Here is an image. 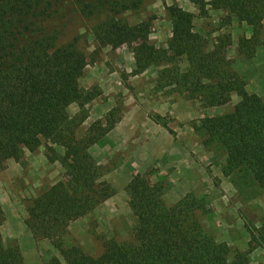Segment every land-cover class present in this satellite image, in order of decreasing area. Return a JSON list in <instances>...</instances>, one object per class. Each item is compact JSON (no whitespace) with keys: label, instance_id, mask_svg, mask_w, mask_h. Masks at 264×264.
<instances>
[{"label":"trees","instance_id":"obj_1","mask_svg":"<svg viewBox=\"0 0 264 264\" xmlns=\"http://www.w3.org/2000/svg\"><path fill=\"white\" fill-rule=\"evenodd\" d=\"M204 12L207 7L225 13L224 24H245L250 37L238 40L239 52L252 56L264 32V0H187ZM141 0H0V170L7 160L22 162L24 150L34 151L47 142V160L58 163L60 177L39 193L26 208L24 224L35 241L49 240L63 261L52 257L46 264H248V255L264 249V223L246 226L247 250L236 252L224 241L207 234L196 217L203 201L191 194L174 206L164 202L165 184L149 176H133L125 187L127 203L137 222L132 238L108 239L103 251L92 256L63 237L71 222L85 217L113 195L100 178L102 168L89 153L103 140L120 115L112 108L103 120L93 122L82 136L77 127L86 119L70 118L72 103L82 107L98 94L83 90L79 80L89 62L78 47V38L59 43L63 30L56 20L72 7L82 17L104 15L91 29L94 61L102 48L127 46L133 53L135 74L151 66L169 64L159 73V85L171 86L204 107L228 104L240 97L221 123L206 130L203 143L217 144L225 152L226 168L239 173L264 190V102L246 91V81L233 71L226 48L229 37L207 49L193 31V15L173 4L165 7L171 22L166 48L149 40L150 22L129 24L119 15L136 10ZM181 59L186 67L181 68ZM153 121L167 128L159 116ZM49 143V144H48ZM62 147L69 157L58 154ZM0 210V226L2 224ZM0 264H24L17 243L8 244L0 231Z\"/></svg>","mask_w":264,"mask_h":264},{"label":"rangeland","instance_id":"obj_2","mask_svg":"<svg viewBox=\"0 0 264 264\" xmlns=\"http://www.w3.org/2000/svg\"><path fill=\"white\" fill-rule=\"evenodd\" d=\"M141 1L138 9L119 17L129 24L149 21V40L157 48H166L170 40L172 26L165 7L173 4L193 15V31L206 42L207 49L229 37L226 57L233 71L246 81V91L256 93L264 102V32L252 56H246L239 52L238 40L250 37L249 28L235 20L224 24L223 11L207 7L202 12L187 0ZM65 8V17L55 23L63 30L59 43L78 38V47L89 60L79 85L98 94L82 107L76 102L68 106L70 118L86 115L76 135L82 136L112 108L118 110L120 118L103 140L89 149L102 168L100 179L114 193L89 215L71 222L63 243L99 256L105 240H130L137 219L128 206L125 187L133 176L147 175L153 183L164 182L168 207L188 194L201 199L205 206L196 211L199 223L207 234L228 244L231 257L247 250L250 236L245 225L259 227L264 223V190L247 177L229 172L225 152L217 144L203 143L206 130L217 127L240 97L233 93L228 104L204 107L171 86L159 85V73L169 64L135 74L133 53L125 45L116 49L106 46L91 61L95 48L91 29L104 15L85 18L72 7ZM185 67L186 61L181 59V68ZM155 115L167 128L153 121ZM53 147L69 157L62 147ZM47 153V142L41 140L34 151L24 150L22 162L7 160L0 170V231L8 244L17 243L24 264H46L52 257L63 261L49 240L35 241L24 224L31 200L60 177L59 164L50 163ZM248 264H264V249H254Z\"/></svg>","mask_w":264,"mask_h":264}]
</instances>
